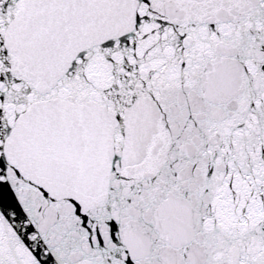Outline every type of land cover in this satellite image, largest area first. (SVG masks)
<instances>
[{"label":"water","instance_id":"water-1","mask_svg":"<svg viewBox=\"0 0 264 264\" xmlns=\"http://www.w3.org/2000/svg\"><path fill=\"white\" fill-rule=\"evenodd\" d=\"M0 264H264V0H0Z\"/></svg>","mask_w":264,"mask_h":264}]
</instances>
